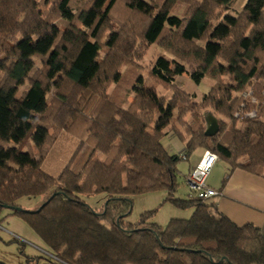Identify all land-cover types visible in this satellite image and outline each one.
I'll use <instances>...</instances> for the list:
<instances>
[{"label": "trees", "instance_id": "trees-1", "mask_svg": "<svg viewBox=\"0 0 264 264\" xmlns=\"http://www.w3.org/2000/svg\"><path fill=\"white\" fill-rule=\"evenodd\" d=\"M241 2L0 0V210L48 197L41 213L9 217L51 264H264L260 230L237 227L213 201L174 198L178 166L197 152L264 179V0ZM152 46L172 60L158 58L144 79ZM184 75L213 84L202 102L175 86ZM63 135L79 145L53 178L43 166ZM154 193L191 219L160 227L153 212L130 224L132 199ZM102 195L103 214L82 200Z\"/></svg>", "mask_w": 264, "mask_h": 264}, {"label": "rangeland", "instance_id": "rangeland-1", "mask_svg": "<svg viewBox=\"0 0 264 264\" xmlns=\"http://www.w3.org/2000/svg\"><path fill=\"white\" fill-rule=\"evenodd\" d=\"M244 1L240 3L237 10L240 11L244 7ZM161 56L172 60L169 55L157 46H152L148 49L146 58L138 66L144 79L149 78L153 65ZM175 86L196 97L197 102L200 103L210 93L213 84L208 80H204L197 85L193 83L189 76L184 75L175 79ZM157 91L161 96L167 93L164 88L158 87ZM121 96L123 97V94ZM205 117L208 122L211 117L217 118L211 112H206ZM215 127L218 128V125ZM165 144L167 145V142ZM78 145L79 142L76 139L67 135L61 136L46 157L43 171L50 177L58 178L70 163ZM195 159L196 154L191 155L188 161L179 164V170L187 171ZM219 166L229 169L224 163ZM213 178H216V173L213 174ZM177 185L178 191L174 198L180 201H188L189 196L193 195V193L189 191L180 178L177 180ZM47 198V196L23 198L19 201L18 206L23 212L35 213L46 203ZM166 198L167 193H154L134 197L132 199L133 208L129 212L128 222L136 224L143 215L153 212H156V214L153 216L152 223L160 227H166L172 220L189 221L191 219L193 211H183L173 205L164 204ZM82 200L98 214H103L109 205L108 197L105 195L82 198ZM10 214L11 212L8 210H0V264H29L33 260H36L35 264H51L49 260L54 261L55 259L42 240L24 220L19 217H9Z\"/></svg>", "mask_w": 264, "mask_h": 264}, {"label": "crops", "instance_id": "crops-1", "mask_svg": "<svg viewBox=\"0 0 264 264\" xmlns=\"http://www.w3.org/2000/svg\"><path fill=\"white\" fill-rule=\"evenodd\" d=\"M209 125L211 130L218 129L215 127L218 125V119L211 117ZM166 142V146L173 153L181 155L184 152V147L177 140L167 139ZM203 154L197 152L196 159L189 169L180 170L179 178L183 180L186 187L193 168L200 162ZM220 164L221 162L218 161L207 182L210 189L221 194L213 200L219 213L237 227L253 226L264 236V179L242 170H236L230 174V169L221 168ZM214 173H216V178H213ZM192 198L194 195L189 196V200Z\"/></svg>", "mask_w": 264, "mask_h": 264}, {"label": "built area", "instance_id": "built-area-1", "mask_svg": "<svg viewBox=\"0 0 264 264\" xmlns=\"http://www.w3.org/2000/svg\"><path fill=\"white\" fill-rule=\"evenodd\" d=\"M247 117L254 119L255 114L252 113ZM217 163L218 157L210 152H206L203 154L200 162L192 170L191 176L187 180L186 184L196 199L208 202L213 201L220 196L217 191L210 189L207 184L208 179Z\"/></svg>", "mask_w": 264, "mask_h": 264}, {"label": "water", "instance_id": "water-1", "mask_svg": "<svg viewBox=\"0 0 264 264\" xmlns=\"http://www.w3.org/2000/svg\"><path fill=\"white\" fill-rule=\"evenodd\" d=\"M212 133H208L207 136H211ZM57 195H53L51 199H54ZM49 204V201L46 202L37 212L35 213H30V214H39L41 213V211L47 207ZM4 210H8V211H12V212H17V213H26V212H23L20 208H12V207H7V206H3L2 207ZM130 214V213H129Z\"/></svg>", "mask_w": 264, "mask_h": 264}]
</instances>
